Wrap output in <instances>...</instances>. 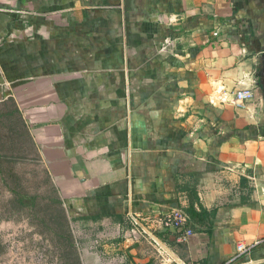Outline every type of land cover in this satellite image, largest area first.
Listing matches in <instances>:
<instances>
[{"label":"crops","instance_id":"obj_1","mask_svg":"<svg viewBox=\"0 0 264 264\" xmlns=\"http://www.w3.org/2000/svg\"><path fill=\"white\" fill-rule=\"evenodd\" d=\"M2 104L81 264H264V0H0Z\"/></svg>","mask_w":264,"mask_h":264},{"label":"rangeland","instance_id":"obj_2","mask_svg":"<svg viewBox=\"0 0 264 264\" xmlns=\"http://www.w3.org/2000/svg\"><path fill=\"white\" fill-rule=\"evenodd\" d=\"M0 118V264H81L71 225L12 106ZM171 264V263H169Z\"/></svg>","mask_w":264,"mask_h":264},{"label":"built area","instance_id":"obj_3","mask_svg":"<svg viewBox=\"0 0 264 264\" xmlns=\"http://www.w3.org/2000/svg\"><path fill=\"white\" fill-rule=\"evenodd\" d=\"M217 35V33H214ZM235 100L234 104L238 106H242L244 101L249 100L252 97V91L249 88H238L235 90L234 94ZM129 223L131 231L137 235L142 237H148L150 243L157 248V252L159 254H164L165 252L162 250V244L159 241V238L154 233V227H148L147 224H142L139 216L137 215H129ZM159 225L162 227H176L179 224L178 218L176 216H166L165 218L158 221ZM192 232L190 230L180 231L178 234L177 241L185 242L191 236ZM162 248V249H161ZM249 251L248 247H243L231 256L229 259L224 261L222 264H250L249 261L245 262L242 260L243 256Z\"/></svg>","mask_w":264,"mask_h":264},{"label":"water","instance_id":"obj_4","mask_svg":"<svg viewBox=\"0 0 264 264\" xmlns=\"http://www.w3.org/2000/svg\"><path fill=\"white\" fill-rule=\"evenodd\" d=\"M168 230L174 231V228L173 227H169V228L163 227V228H161L160 232H166Z\"/></svg>","mask_w":264,"mask_h":264},{"label":"trees","instance_id":"obj_5","mask_svg":"<svg viewBox=\"0 0 264 264\" xmlns=\"http://www.w3.org/2000/svg\"><path fill=\"white\" fill-rule=\"evenodd\" d=\"M14 111H15V110L12 109L11 112H10V115L12 114V116H13V115H14ZM192 214H193V213L191 212V215H192ZM203 216H206V213H205V212H203Z\"/></svg>","mask_w":264,"mask_h":264}]
</instances>
